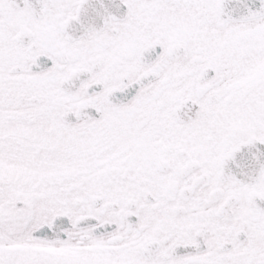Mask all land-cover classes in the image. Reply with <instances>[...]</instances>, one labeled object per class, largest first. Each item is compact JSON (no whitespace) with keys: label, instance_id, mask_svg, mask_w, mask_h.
Returning <instances> with one entry per match:
<instances>
[{"label":"snow or ice","instance_id":"obj_1","mask_svg":"<svg viewBox=\"0 0 264 264\" xmlns=\"http://www.w3.org/2000/svg\"><path fill=\"white\" fill-rule=\"evenodd\" d=\"M0 264H264V0H0Z\"/></svg>","mask_w":264,"mask_h":264}]
</instances>
